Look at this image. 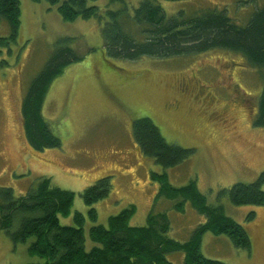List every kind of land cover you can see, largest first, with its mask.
<instances>
[{"label":"rangeland","instance_id":"obj_1","mask_svg":"<svg viewBox=\"0 0 264 264\" xmlns=\"http://www.w3.org/2000/svg\"><path fill=\"white\" fill-rule=\"evenodd\" d=\"M138 3L88 1L100 11L126 9L130 15ZM158 3L167 14L179 10L185 15L224 11L235 23L244 25L264 0ZM19 7L17 38L0 44V186L23 195L46 176L53 184L74 191L70 214L59 215V221L72 224L75 211L86 216V249L94 244L89 239V227L106 225L109 215L130 205L135 207L131 225H144L149 213L165 212L167 235L186 241L205 216L188 200L178 211L173 207L174 199L158 195L160 184L151 178V172L164 171L176 187L194 180L208 203H221L225 214L241 223L248 233L250 248L244 249L234 246L225 234L205 231L201 252L206 257L225 264H264V204L235 205L218 196L221 188L251 182L264 169V126L253 123L256 101L264 85L262 69L250 65L243 54L225 48L161 58L109 59L111 63H107L101 54L105 17L64 21L56 6L45 0H19ZM127 27L141 36L133 25ZM9 34L10 28L3 20L0 37ZM61 38H66L82 59L65 67L46 92L42 115L60 145L38 150L24 136L21 102ZM190 75L196 77L192 80L196 92L206 89L214 96L212 109L225 105L223 114L213 116L210 105L180 93L179 81L188 82ZM228 97L232 100L226 101ZM142 116L151 118L168 142L191 148L192 152L166 168L141 153L131 123ZM105 175L111 176L112 188L107 197L93 203L97 217L91 221L89 206L80 192ZM32 240L29 237L14 243L0 228V264L44 261L28 253ZM165 256L173 264H185L181 251Z\"/></svg>","mask_w":264,"mask_h":264},{"label":"trees","instance_id":"obj_2","mask_svg":"<svg viewBox=\"0 0 264 264\" xmlns=\"http://www.w3.org/2000/svg\"><path fill=\"white\" fill-rule=\"evenodd\" d=\"M45 1L56 6L64 21L78 17L102 20L105 17L101 27V54L107 63H111L109 59L161 58L225 48L243 54L249 64L261 68L264 75V5L253 11L244 25H239L224 11L203 10L185 15L179 10L167 14L159 0H139L132 15L126 9L104 8L100 11L97 5L88 4L89 0ZM3 20L7 22L10 34L0 37V44L17 38L19 0H0V23ZM129 25H133L141 36L128 29ZM57 44L43 68L32 79L21 102L24 136L28 144L38 150L60 145L59 138L52 134L42 115L46 92L65 67L82 59V55L68 45L66 38L59 39ZM253 123L264 126V85L256 101ZM131 131L141 153L152 157L164 168L179 163L192 152L191 148L168 142L147 116L133 119ZM151 178L160 184L158 195L175 200L174 209L182 211L188 200L205 216V221L196 227L188 240L178 241L167 235L169 221L165 212L149 213L144 225H131L135 207L130 205L109 215L106 225L92 224L88 235L94 244L86 249V216L75 211L72 224L59 221V215L70 214L74 191L53 184L46 176L23 195H15L11 187L0 186V228L14 243L33 237L27 251L44 261L22 264H173L165 256L172 251H181L185 264H225L201 252L205 231L225 234L234 246L250 248L245 227L225 214L221 203H208L194 180L176 187L168 181L164 171L151 172ZM111 188V176L105 175L81 190V198L89 206L88 218L91 221L97 217L93 203L107 197ZM218 196L226 197L235 205L264 204V169L251 182H235L221 188Z\"/></svg>","mask_w":264,"mask_h":264},{"label":"flooded vegetation","instance_id":"obj_3","mask_svg":"<svg viewBox=\"0 0 264 264\" xmlns=\"http://www.w3.org/2000/svg\"><path fill=\"white\" fill-rule=\"evenodd\" d=\"M230 72H233V70H231ZM195 76H192L190 75L189 76V81L187 82L186 80L184 81L183 79L179 81V88H180V93H184L186 94L187 96H189L190 98L192 99H196V101H199L200 103L202 102L203 105H206V103L208 105H210L208 108L212 109V104H213V99H214V96L209 94L208 91H206V89H199V93L195 91V87L196 86H193L192 85V80H195ZM194 82V81H193ZM195 83V82H194ZM198 83V81L196 82V84ZM195 91V92H194ZM204 92V93H203ZM194 93H196V97L194 96ZM228 100H232L231 97H228L226 99V101ZM175 102L177 103V100H175ZM174 106V105H173ZM207 106V105H206ZM205 106V107H206ZM224 107L225 105H223L222 107H220L219 109H212V114L213 116L216 115V116H219L220 114H223L224 112ZM215 116V117H216Z\"/></svg>","mask_w":264,"mask_h":264}]
</instances>
